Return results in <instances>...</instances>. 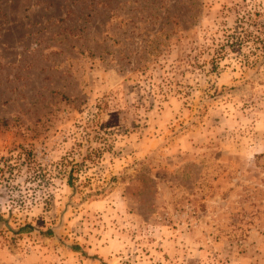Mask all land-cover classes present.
Here are the masks:
<instances>
[{"label": "rangeland", "instance_id": "374dc122", "mask_svg": "<svg viewBox=\"0 0 264 264\" xmlns=\"http://www.w3.org/2000/svg\"><path fill=\"white\" fill-rule=\"evenodd\" d=\"M0 264H264V0H0Z\"/></svg>", "mask_w": 264, "mask_h": 264}, {"label": "trees", "instance_id": "16d2710c", "mask_svg": "<svg viewBox=\"0 0 264 264\" xmlns=\"http://www.w3.org/2000/svg\"><path fill=\"white\" fill-rule=\"evenodd\" d=\"M32 229V228H29V230Z\"/></svg>", "mask_w": 264, "mask_h": 264}]
</instances>
